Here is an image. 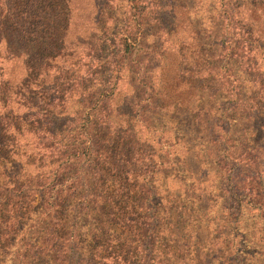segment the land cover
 Wrapping results in <instances>:
<instances>
[{
    "label": "trees",
    "instance_id": "obj_1",
    "mask_svg": "<svg viewBox=\"0 0 264 264\" xmlns=\"http://www.w3.org/2000/svg\"><path fill=\"white\" fill-rule=\"evenodd\" d=\"M70 1L0 0V255L15 245L13 264H241L233 239L227 263L216 256L229 245L219 236L232 232L244 204L264 222V0L217 5L219 41L226 45L218 69L232 99L227 110L247 121L245 137L235 143L224 112L208 117L179 90L181 78L170 68L174 56L163 55L152 69L158 71L156 95L144 83L154 55L145 49L148 0H95L96 17L87 23L100 36L88 41L69 37ZM176 2L179 10L189 8ZM187 22L185 14L174 17L170 33ZM122 85L132 91L123 94ZM187 85L191 95L200 81ZM153 103L162 111L196 112L217 166L221 211L217 235L203 253L180 241L193 236L179 237L171 228L193 206L182 209L175 195L161 198L153 172L144 173L148 165L136 170L134 157L143 154L136 127L150 129L141 117ZM160 146L168 152L162 140ZM207 192L195 196L187 189L196 212L207 207ZM31 213L33 225L16 244ZM203 240L195 237L196 244Z\"/></svg>",
    "mask_w": 264,
    "mask_h": 264
},
{
    "label": "rangeland",
    "instance_id": "obj_2",
    "mask_svg": "<svg viewBox=\"0 0 264 264\" xmlns=\"http://www.w3.org/2000/svg\"><path fill=\"white\" fill-rule=\"evenodd\" d=\"M175 1H181L189 8L179 10L180 4L178 2L175 4ZM173 2L178 11L171 9ZM218 2L219 0H148V5L152 10L148 17L149 30L145 49L154 55L148 63L149 73L145 75L144 83H149L154 87V91L152 89L151 92L156 95L158 71L153 72L152 69L156 63L161 62L163 55L164 58L174 56L177 64L176 66L170 65V68L175 70L181 78L179 90L186 92L189 99L193 98L194 102L196 101L195 106L200 107L202 114L208 117H219L224 112L234 125L231 141L235 143V141H241V137H245L242 134L245 133L247 121L240 111L227 110L232 105V99L229 95L230 88L226 85L228 80L222 78L224 70L219 71L218 69L219 62L226 57V45L223 41H219L222 29L215 18ZM123 8H126V4L118 7V9ZM85 10L90 13L87 19L88 15L84 14ZM69 11L72 17L69 37L76 38L79 34L82 36L80 40L83 41L99 38L100 33L94 24L87 23L88 19L93 23L96 17L95 0H71ZM181 14H185L192 24L187 22L183 24V29L179 30L178 34H171L170 23L174 17L179 18ZM194 29L201 32L202 41L197 40L199 37L195 38ZM79 51H82V48ZM235 53L240 57L238 59L240 66L245 69L246 65H244L245 61H242L240 47ZM87 54L86 49L80 53L84 58ZM195 77L200 81V85H197L190 95L187 84ZM136 84H138L137 81L132 82L131 85ZM131 85L128 88L122 85V93L131 92ZM196 92H199L198 96ZM195 114L196 112L183 111L178 107L162 111L154 103L153 105L145 104L141 118L148 123L150 129H140L139 132V127H136V134L142 140L140 144L143 154L139 153L134 158L137 160L136 170L145 165L149 166L148 169L143 168L144 173L147 175L153 172L150 181L158 190L157 193L161 198L166 195L171 197L175 195L182 209L186 207L189 211L193 206L192 212H186L183 218L175 219L171 228L173 233L179 237L193 236V239H180V241L193 243V246L188 249L192 253L193 250L203 253L206 250L203 246L208 244V238L217 235L218 214L221 211L222 199L217 188L219 185L218 169L214 160L209 157L208 140L203 135ZM160 140L168 145V152L161 149ZM187 189H192L196 193L195 196H199L201 189L208 191L204 193L205 198L208 199L207 207H201L196 212V205L192 202L196 199L192 200L187 197L185 194ZM33 215L32 213L29 215L28 225L16 233V244L22 233L33 225L31 224V221L35 219ZM232 226V232L226 228L219 237L222 240L226 239L224 242L226 245L232 242V239L234 240V248L237 250L241 264H264V222H261L256 211L250 210L248 205L244 204L241 217ZM30 236L31 234H25L27 239ZM195 237H201L202 240L206 238V240L196 244ZM228 247L222 248L216 259L226 262L225 258L231 248L230 244ZM15 250L17 246L14 245L1 254L0 264H13ZM219 263L218 260H212L210 264ZM26 264L36 263L28 261Z\"/></svg>",
    "mask_w": 264,
    "mask_h": 264
}]
</instances>
